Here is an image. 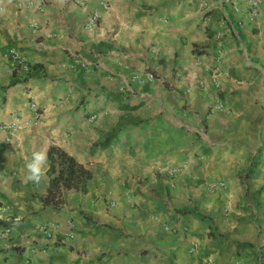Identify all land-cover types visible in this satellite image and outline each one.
Returning a JSON list of instances; mask_svg holds the SVG:
<instances>
[{"label": "crops", "instance_id": "obj_1", "mask_svg": "<svg viewBox=\"0 0 264 264\" xmlns=\"http://www.w3.org/2000/svg\"><path fill=\"white\" fill-rule=\"evenodd\" d=\"M15 119L0 264H264V0L255 18L247 0H3L0 121ZM46 147L92 173L59 210L39 200L48 169L23 182Z\"/></svg>", "mask_w": 264, "mask_h": 264}, {"label": "trees", "instance_id": "obj_2", "mask_svg": "<svg viewBox=\"0 0 264 264\" xmlns=\"http://www.w3.org/2000/svg\"><path fill=\"white\" fill-rule=\"evenodd\" d=\"M33 69L26 74L25 78L35 74ZM14 72H17L16 68ZM115 138L116 128L113 129L102 142L95 144L94 147L104 149ZM48 165L47 175L49 177V185L46 192L39 197V200L44 207H51L53 210H59L65 204L64 195L67 191H86V185L88 181L91 180L92 173L83 165L77 163L75 159L65 151L57 147H51L48 150ZM3 226L8 227L7 224H3Z\"/></svg>", "mask_w": 264, "mask_h": 264}, {"label": "built area", "instance_id": "obj_3", "mask_svg": "<svg viewBox=\"0 0 264 264\" xmlns=\"http://www.w3.org/2000/svg\"><path fill=\"white\" fill-rule=\"evenodd\" d=\"M247 2L249 4V14H250L251 18H255L258 15L259 0H247ZM103 6L106 8L105 4H103ZM99 19H100L99 14L93 13L92 16L90 17L89 21H88V27L91 28L92 26L96 25L97 22L99 21ZM221 35H222V33L217 34L218 37H220ZM10 58H11L15 68L17 69V71L19 73L26 75L32 71V67L27 62V59L25 57H23L22 55H20L19 53L11 52ZM153 79H154V75L152 73L146 74V80L147 81H153ZM222 107L223 106L220 102H218L215 106L216 109H222ZM30 109L33 113V121L34 122L38 121V119L40 117L39 108L37 107V105L35 103H31ZM95 119H96V115H93V116L89 117L88 121L92 122ZM18 127H19L18 119H15V120L10 121V122H1L0 121V132L1 133H5V134L13 133V132L17 131ZM158 171L164 172L167 176H172L178 170L175 168L174 169L173 168H164V169L159 168ZM39 230L46 232L48 238L51 237L50 232H48L45 227H43V226L39 227ZM8 233H9V230L5 229L3 232V236H6ZM24 264H29V262L26 261Z\"/></svg>", "mask_w": 264, "mask_h": 264}, {"label": "clouds", "instance_id": "obj_4", "mask_svg": "<svg viewBox=\"0 0 264 264\" xmlns=\"http://www.w3.org/2000/svg\"><path fill=\"white\" fill-rule=\"evenodd\" d=\"M3 0H0L2 3ZM48 150L49 148H42L41 150L34 151L30 159L25 160V176L24 183L32 182L39 184L42 178L46 175L48 169Z\"/></svg>", "mask_w": 264, "mask_h": 264}]
</instances>
